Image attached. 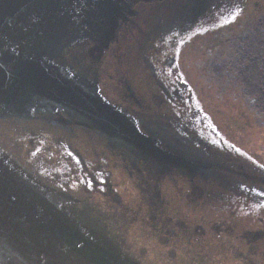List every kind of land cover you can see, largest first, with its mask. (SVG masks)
<instances>
[{
  "label": "water",
  "instance_id": "obj_1",
  "mask_svg": "<svg viewBox=\"0 0 264 264\" xmlns=\"http://www.w3.org/2000/svg\"><path fill=\"white\" fill-rule=\"evenodd\" d=\"M260 13L264 0H0V264H178L159 252L156 223L183 221L170 213L172 190L205 191L216 158L201 136L186 150L166 140L168 120L180 121L158 111L184 98L189 125L211 120L196 92L204 81L174 84L173 73L210 47L202 37L215 33L217 44ZM151 90L154 114L131 112ZM121 96L126 103L111 99ZM221 97L230 118L236 107L223 99L240 96ZM203 205L215 212L216 201ZM189 231L174 230L179 240ZM185 255L176 256L192 264Z\"/></svg>",
  "mask_w": 264,
  "mask_h": 264
},
{
  "label": "flooded vegetation",
  "instance_id": "obj_2",
  "mask_svg": "<svg viewBox=\"0 0 264 264\" xmlns=\"http://www.w3.org/2000/svg\"><path fill=\"white\" fill-rule=\"evenodd\" d=\"M263 20L264 15L256 25ZM250 22L244 25L240 24L241 27L239 26L238 29H234L233 33L227 34L221 44H216L215 33L213 36L202 37L203 41L210 42V47H207L206 51L201 50V58L195 60L196 67L199 66L200 70L191 73L189 71L191 64L189 61H183L181 69L184 70V74L173 73V78L176 80L174 84L176 82L185 83L190 75H196L204 81L201 87L196 88V92L199 96L206 98L207 110L212 114L211 120L205 123L203 120L195 119L196 123L189 125L187 119L190 114L189 104L184 98L174 97L164 100L165 103H161L162 111H158L162 114L166 112V115L172 114L177 118L176 120L180 121V125H175L168 120L166 140L173 142L180 138L183 149L186 150L193 147L194 142H189L191 136H201L203 142L207 141L212 157L216 158V178L213 179L214 182L211 179L213 183L209 184L208 181H203L205 191L201 188L194 194L188 186L186 187L188 193L178 195L176 191L172 190L173 201L169 205L170 213L182 214L183 221L170 220L166 217L167 221L159 218V222H155L158 225V227L155 226V229L160 234L164 233V235H158L156 239L157 244L163 247L159 252L163 250L170 261H176L178 264H182V262L176 255L182 249L185 250L184 257L192 264H207L204 261V256L201 255L200 243L192 238L197 233V231L194 232L195 226L202 228L196 237L211 253L212 260L208 264H264V101L262 103L260 100L261 103H259L258 97L256 99L251 96L247 84L241 77L243 65L237 63L240 62L237 56L241 55V48L244 47L241 41L246 35ZM212 24H214L213 30L217 31L216 21ZM207 26L208 23L203 27ZM226 43L229 56H231V65L222 75L218 73L219 56L223 53L224 48L227 49ZM235 76L238 77V82ZM162 78L165 80L166 76ZM205 81L209 82L205 84ZM218 84L221 85L220 90L216 87ZM176 89L182 93H186L187 90L184 91L180 87ZM151 91H142L144 96H142L141 102L129 105L130 111L136 115L154 114L151 109L154 92ZM155 91L159 95L164 93L161 88H155ZM221 93L224 97L238 95L241 99L244 96L245 105L243 106L240 99L225 98L223 100L229 101V104L236 109L233 114L231 113L230 118L229 115H221L218 103L222 98ZM111 99L120 103L127 102V99L122 96ZM131 101L134 102V100ZM253 109L256 111V119L252 118ZM193 133H199V135H193ZM200 147L202 146H194L196 150ZM118 171L127 173L122 167H119ZM213 185L216 186V194L210 197L206 191H209V187ZM209 200L216 201V207H210L215 212L205 209L203 204ZM199 201L202 202L199 204ZM118 209L114 206L111 212L116 218L119 214L120 226L126 230L128 226L125 225L126 222ZM203 218H207L208 221L205 228L201 225ZM174 230L182 232L191 230L192 233L191 231L186 233L190 240L189 238L179 240L175 236ZM171 231L173 234H170ZM135 240L137 249L150 241L148 235L138 236ZM172 250H176L174 256L171 253Z\"/></svg>",
  "mask_w": 264,
  "mask_h": 264
},
{
  "label": "rangeland",
  "instance_id": "obj_3",
  "mask_svg": "<svg viewBox=\"0 0 264 264\" xmlns=\"http://www.w3.org/2000/svg\"><path fill=\"white\" fill-rule=\"evenodd\" d=\"M263 15L264 13H260L251 19L252 21L247 27L248 30L246 35L241 41L244 45V47L242 46L241 48V55L237 56L238 60L240 61L237 63L243 65L241 73L242 80L247 84V88L251 92V96L256 99L258 97L259 103H261V101L263 103L264 101V20L258 25H256V23ZM219 42H223V40L219 39ZM225 47H228L227 43ZM228 50V48H224L223 53L221 55L219 54L220 63L218 73L222 75L226 73L228 69L227 67L231 65V56H229ZM216 55L218 56V53H216ZM188 60L191 64L190 72H197L195 69L196 66L194 64L195 56H190ZM235 79L237 82L239 81L238 77ZM208 82L209 81H205V84ZM216 87L219 90L221 89V85L219 84ZM221 95H223V93H221Z\"/></svg>",
  "mask_w": 264,
  "mask_h": 264
}]
</instances>
